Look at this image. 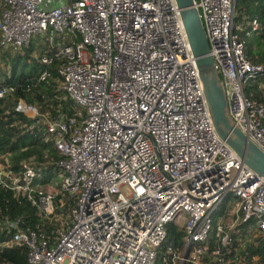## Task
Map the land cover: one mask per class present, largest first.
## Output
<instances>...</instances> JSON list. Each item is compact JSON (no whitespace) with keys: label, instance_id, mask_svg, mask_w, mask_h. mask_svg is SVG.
Masks as SVG:
<instances>
[{"label":"built area","instance_id":"1","mask_svg":"<svg viewBox=\"0 0 264 264\" xmlns=\"http://www.w3.org/2000/svg\"><path fill=\"white\" fill-rule=\"evenodd\" d=\"M235 2L192 7L228 115L264 153V64L245 53ZM245 25V37L261 30L256 19ZM33 39L44 49L32 60L56 63L72 112L17 101L56 156L15 171L0 155V188L39 220L31 229L1 216L0 250H25L28 264H155L159 253L164 264H229L230 248L264 237V178L217 136L175 0H0V48ZM13 92L0 86V100ZM168 224L181 247L164 244Z\"/></svg>","mask_w":264,"mask_h":264},{"label":"trees","instance_id":"2","mask_svg":"<svg viewBox=\"0 0 264 264\" xmlns=\"http://www.w3.org/2000/svg\"><path fill=\"white\" fill-rule=\"evenodd\" d=\"M251 19L259 22L261 30L250 37H245L247 30L245 24ZM235 23L241 25L242 29L237 30V34L245 43V53L249 60L253 64H264V0H236ZM32 41L28 48L22 51L15 50L13 57L11 54L14 50L0 48V86L14 87V92L8 99L0 100V155H8L11 169L15 171L22 161L32 159L36 166H42L44 162H48V158L56 156L51 143L44 142L41 133L35 128L30 130L33 120L15 110L17 101L23 99L27 104L40 106L41 111L51 109L53 113L54 109L60 106L63 112L68 114L72 112L70 99L58 89L56 63L48 67L32 60L31 55L34 51L42 53L44 49L43 46H35L34 39ZM21 58L24 59L22 64ZM7 62H12L10 68ZM1 64L8 67L9 71L3 70ZM45 69L50 71V76L44 81H37ZM254 94L258 97L256 92ZM45 155L48 158H44ZM46 176L48 177V173ZM225 207L223 206L214 217L213 229ZM1 216L21 217L25 225L31 229L39 222L36 209L28 201L16 200L11 190L2 188H0ZM166 230L167 238L164 244L171 245L172 248L181 247V234L177 227L168 224ZM211 236H214V230ZM236 244L237 240L233 239L232 247H236ZM226 258L230 261L229 264H264V237L253 238L238 251L230 248ZM164 260L169 262V257L159 253L155 264H164ZM0 264H28L25 250L18 248L0 250Z\"/></svg>","mask_w":264,"mask_h":264},{"label":"water","instance_id":"3","mask_svg":"<svg viewBox=\"0 0 264 264\" xmlns=\"http://www.w3.org/2000/svg\"><path fill=\"white\" fill-rule=\"evenodd\" d=\"M191 47L203 88V96L217 136L256 176L264 178V153L234 125L228 115L219 76L192 0H175Z\"/></svg>","mask_w":264,"mask_h":264},{"label":"rangeland","instance_id":"4","mask_svg":"<svg viewBox=\"0 0 264 264\" xmlns=\"http://www.w3.org/2000/svg\"><path fill=\"white\" fill-rule=\"evenodd\" d=\"M35 41H37V40H35ZM15 53H16V52L13 51V53L11 54V56L13 57V56L15 55ZM20 62H21V64H22V62H24V59L21 58V59H20ZM11 63H12V62H7V65L9 64V65H8L9 68H10V66H11ZM8 67H6V66H4L3 64H1V68H2L3 70H5L6 72L9 71ZM248 225H249L250 228H251V227H254V226H255V221L250 222ZM243 240H244V236L238 237V238H237V242H238V244H243Z\"/></svg>","mask_w":264,"mask_h":264}]
</instances>
